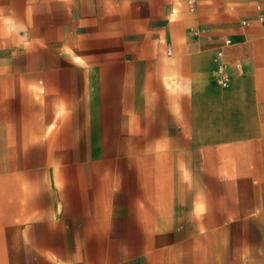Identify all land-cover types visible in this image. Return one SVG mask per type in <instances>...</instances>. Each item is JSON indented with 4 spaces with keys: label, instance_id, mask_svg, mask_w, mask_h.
<instances>
[{
    "label": "crops",
    "instance_id": "0c3cea01",
    "mask_svg": "<svg viewBox=\"0 0 264 264\" xmlns=\"http://www.w3.org/2000/svg\"><path fill=\"white\" fill-rule=\"evenodd\" d=\"M0 264H264V0H0Z\"/></svg>",
    "mask_w": 264,
    "mask_h": 264
},
{
    "label": "built area",
    "instance_id": "2783aa9c",
    "mask_svg": "<svg viewBox=\"0 0 264 264\" xmlns=\"http://www.w3.org/2000/svg\"><path fill=\"white\" fill-rule=\"evenodd\" d=\"M230 41V39H225V42L228 43ZM220 55H222V50H220L218 52ZM237 66H239V64H237ZM216 77H217V81L221 84V85H227L230 79V75L227 69V65L222 62L221 64H219L218 68L215 71Z\"/></svg>",
    "mask_w": 264,
    "mask_h": 264
},
{
    "label": "rangeland",
    "instance_id": "374dc122",
    "mask_svg": "<svg viewBox=\"0 0 264 264\" xmlns=\"http://www.w3.org/2000/svg\"><path fill=\"white\" fill-rule=\"evenodd\" d=\"M253 8H256L257 6H252ZM237 18H238V20H239V25L241 26V27H243V28H247V26H248V24H243L242 23V21L244 20V19H248L249 20V17L248 16H246V15H244L243 13H238L237 15ZM226 33H230V31L229 30H227V31H225Z\"/></svg>",
    "mask_w": 264,
    "mask_h": 264
}]
</instances>
